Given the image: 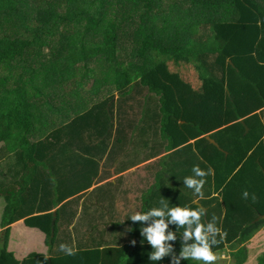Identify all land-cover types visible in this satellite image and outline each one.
<instances>
[{
  "label": "trees",
  "instance_id": "16d2710c",
  "mask_svg": "<svg viewBox=\"0 0 264 264\" xmlns=\"http://www.w3.org/2000/svg\"><path fill=\"white\" fill-rule=\"evenodd\" d=\"M169 59L198 67L203 92L172 73ZM0 86L9 93L0 143L17 162L16 172L0 163V264H172L171 255L149 259L141 228L153 221L129 218L161 199L170 207L198 200L204 223L215 215L227 232L213 251L247 261L264 226V0H0ZM47 117L51 131H37ZM109 148L132 150L134 167L160 157L145 165L144 188L127 186L125 175L107 180L121 168L63 169L69 151ZM196 165L213 169L203 199L183 184ZM20 221L45 234L48 252L17 259L10 243ZM168 230L179 256L184 229Z\"/></svg>",
  "mask_w": 264,
  "mask_h": 264
},
{
  "label": "clouds",
  "instance_id": "9594fccd",
  "mask_svg": "<svg viewBox=\"0 0 264 264\" xmlns=\"http://www.w3.org/2000/svg\"><path fill=\"white\" fill-rule=\"evenodd\" d=\"M211 174H213V169L210 167L203 170L199 165H196L192 168V175L183 179V184L193 190L194 195L199 199H203L206 177ZM243 198H249L247 190L244 191ZM252 200L253 202L256 201L254 194ZM197 201L193 200L185 205L170 207L166 199H161L158 207L150 208L146 212L137 211L129 217L131 221L141 222L144 225L149 220L153 221L150 225L141 228V235L153 249L149 253L151 261L158 262L171 255L172 264H180L182 259L196 260L200 264H216L218 259L223 258L213 251V245L219 246L227 237V232L217 224V221L221 218L213 215L211 217L212 222L204 223L205 209L198 206L193 207L197 204ZM169 223L176 224L178 229H184L181 232L182 251L179 256L173 253V246L169 243V241L177 239L176 232L168 230ZM217 236L219 239H217ZM188 240H194V243L188 244ZM135 243V241H132L133 245ZM59 250L66 255L75 254V249L67 244H61ZM47 258L45 256V260ZM39 264H43V262H39Z\"/></svg>",
  "mask_w": 264,
  "mask_h": 264
},
{
  "label": "crops",
  "instance_id": "0c3cea01",
  "mask_svg": "<svg viewBox=\"0 0 264 264\" xmlns=\"http://www.w3.org/2000/svg\"><path fill=\"white\" fill-rule=\"evenodd\" d=\"M165 63L169 67V69L172 73H177V74L181 75V77L183 76V78L189 83V85L195 91L201 92V93L203 92L202 78H200L198 75V73H199L198 67L191 66L190 72L187 74L186 72H184V70H182L179 67L180 63L177 64L174 61V59H169ZM195 74L198 75V78L195 76ZM5 90L6 89L4 87L0 86V95L4 94L0 98V100L2 98L9 97V96H7L9 94L8 91L5 92ZM14 90L15 89H13V92H14ZM9 91H11L10 87H9ZM103 91H106V90H103ZM31 92H32V89H31L30 93ZM46 93H47V90L44 91V96H47ZM84 97L88 98L87 94H85ZM44 99L45 98L42 99V102L45 101ZM115 100H116V97H115ZM83 105L84 104H80V106L84 107ZM62 109H63L62 111L65 110L64 108H62ZM0 112H1V108H0ZM45 120H44L45 122L43 121L44 122L43 124H38L37 131L38 130H41V131L47 130V132L51 131L52 125H54V121L48 117ZM94 120L96 121V118H94ZM95 121H94V123H95ZM97 124H98V122H97ZM97 124H95V127ZM95 135H96V137H104V133L101 129H99V131H95ZM99 145H100V143H99ZM6 146H7V144L5 143V141L0 143V152H3L2 155H4L6 158V159H2V157L0 156V163L2 164V167H4L5 170H7L9 172H10V170L16 172V170H17L16 157L13 158V161L10 160L15 155V152L9 151L8 147H6ZM123 151H124L123 148H122V150H117L115 148H109L106 150L105 153H103L101 150L90 151L89 149L78 151V152L69 151L68 154H65L67 156L66 159L69 161L63 165V169H65L67 171V170H74L76 168H79L80 170L89 171V170H93L94 167H96L99 171H101V176H104V175H108V173L115 172L121 168V169L126 170V171L122 174H115L113 177H110L107 180H115L117 177H119L121 175H125L128 178L127 186H129V185L134 186V187L142 186V188H144L145 187L144 186V182H145L144 179L149 178L151 176V172L149 173V170L145 169V165L147 163L149 164L150 162H152L154 160H157L160 157L155 158L151 161H148L147 163H144L138 167H134L131 165L133 163V160H134L133 151L132 150H129V151L126 150L125 152H123ZM45 155L49 156L52 154H51V152H48ZM8 162L10 164H8ZM11 162H13V163H11ZM78 162H80V164ZM128 165H130V166H128ZM141 166H143V167H141ZM135 171H138V174L134 175ZM9 179H11V180L15 179L16 180V174L13 173V176L9 175ZM2 180H4V178H2ZM107 182L108 181H104L103 183H95L94 188L97 186L103 185ZM138 195H139L138 193H136V194L133 193V195L131 196L132 201L134 203H137ZM0 197L4 198V200H5V207H4V212H5L6 198L3 195ZM23 224H25L24 221H20L18 223H15L12 226V234L14 233L16 228L20 227ZM4 230L5 229L3 228L2 221H1L0 234H2L4 232ZM11 245L12 244L10 243V246ZM10 250L13 252L11 247H10ZM46 252H48V248H47V251L46 250L44 251V253H46ZM14 253H15L17 259L21 260V261L24 260L28 255L31 254V253H29L27 256H25L24 258L21 259L17 255L18 253H16V252H14Z\"/></svg>",
  "mask_w": 264,
  "mask_h": 264
},
{
  "label": "rangeland",
  "instance_id": "374dc122",
  "mask_svg": "<svg viewBox=\"0 0 264 264\" xmlns=\"http://www.w3.org/2000/svg\"><path fill=\"white\" fill-rule=\"evenodd\" d=\"M47 50V49H44ZM175 61V60H174ZM176 62V61H175ZM180 63L179 67L184 70L187 74L190 72V67L195 66L189 60ZM168 67V66H167ZM196 67V66H195ZM169 69V67H168ZM170 70V69H169ZM179 75V74H178ZM199 77L200 72L198 73ZM198 75L195 76L198 78ZM181 77V75H179ZM186 83H188L183 76L181 77ZM189 84V83H188ZM5 200L0 197V226L4 216ZM46 236L39 229L27 227L25 224L16 228L11 236V248L13 252L18 253L17 255L22 259L29 253L33 252H44L47 251L45 244ZM248 255L247 261L244 264H258L259 258L264 254V226L257 233L254 234L251 241L247 244ZM218 256L223 257L218 259L216 264H237L235 258L231 255L230 250L222 253H217ZM196 264L200 262L194 260Z\"/></svg>",
  "mask_w": 264,
  "mask_h": 264
},
{
  "label": "water",
  "instance_id": "95a60500",
  "mask_svg": "<svg viewBox=\"0 0 264 264\" xmlns=\"http://www.w3.org/2000/svg\"><path fill=\"white\" fill-rule=\"evenodd\" d=\"M206 139H207L211 144H213L215 147L218 148V145H217L212 139H210L209 137H206ZM57 216H58V214L55 213V219H54V221H53V227L56 226Z\"/></svg>",
  "mask_w": 264,
  "mask_h": 264
}]
</instances>
